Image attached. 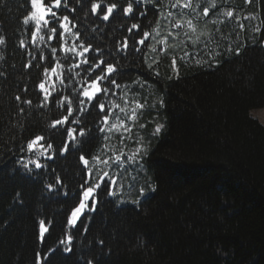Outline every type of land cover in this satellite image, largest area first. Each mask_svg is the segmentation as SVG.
I'll use <instances>...</instances> for the list:
<instances>
[{"label": "trees", "instance_id": "trees-1", "mask_svg": "<svg viewBox=\"0 0 264 264\" xmlns=\"http://www.w3.org/2000/svg\"><path fill=\"white\" fill-rule=\"evenodd\" d=\"M53 10L0 0V264H264V0Z\"/></svg>", "mask_w": 264, "mask_h": 264}, {"label": "snow or ice", "instance_id": "snow-or-ice-1", "mask_svg": "<svg viewBox=\"0 0 264 264\" xmlns=\"http://www.w3.org/2000/svg\"><path fill=\"white\" fill-rule=\"evenodd\" d=\"M92 9L95 10L97 8H100V5L98 4H92ZM117 7L116 4H112L111 6H109L107 8V12L111 13L113 11V9H115ZM30 8L31 11L28 12L27 15H25L24 19H23V23L25 25L29 24L30 21L34 22V26H35V33L33 34L34 38H35V34L41 33L42 30H47L48 32L55 34L56 33V27H49V25L55 21L57 23V25L59 27H61L62 29H64L66 32H70V28H69V17L67 15L60 17L57 14V11H54L53 9H57L59 10L61 8V0H53V2H51L50 4H45L44 0H30ZM127 12L131 13L133 11L132 5L129 4L127 9ZM205 13H207V9H205ZM229 16L232 15L231 12L228 13ZM104 19L107 20L108 16H104ZM135 27V25L133 26ZM145 36L147 35V33L144 34ZM51 38V37H50ZM40 40H44V36L41 35L39 36ZM4 43V39L2 37H0V44ZM141 44L144 43L143 40L140 41ZM52 53L55 54L56 49L53 48ZM65 51L67 53H71L73 55L77 54V47L75 44H73L71 47H68L65 49ZM88 51V48H84L83 52L78 53L79 55L83 56L84 53H86ZM86 63V61H85ZM149 68H151V65H148ZM53 74H57V69L54 67L51 69ZM113 71V68L111 65H109L108 67V72L111 73ZM45 72H47V69H45ZM101 79V78H98ZM112 83H115V81H112ZM39 88L44 90L46 93L48 92V89L45 87L44 83H40L39 84ZM103 91L107 92V89L105 88ZM101 92V88L99 86V84L97 82H93L90 86V89H85L83 91V96L84 97H88V98H92L94 97L97 93ZM84 101L81 100L80 101V105L83 106ZM100 109L104 108V104L101 103L99 105ZM69 112H71V109H69ZM135 117V113H133V118ZM108 117L105 116L104 120L105 122L107 121ZM64 120H67V117H64ZM55 123L61 124L62 121L61 120H56ZM115 127V125H114ZM73 132L75 131V129L72 130ZM100 131H104V128H101ZM157 132L160 131V128L157 127L156 129ZM84 133L81 132V135H83ZM69 135H71V132L69 133ZM37 140L42 139V137H36ZM33 143H35V141H33ZM83 159V157H82ZM31 163V162H30ZM84 164L87 165L88 161L85 159L84 160ZM35 167L36 168H40L41 164L39 162L35 163ZM105 175H107V173H105ZM49 187H51V185H49ZM96 187H99V185H96ZM93 193V188L89 187L87 188V190L84 192V197L88 198L91 194ZM86 208V204L81 202L79 204L78 207H76L73 211H72V222L75 223V221L79 218L80 214L84 211V209ZM71 240V237H69V241Z\"/></svg>", "mask_w": 264, "mask_h": 264}, {"label": "rangeland", "instance_id": "rangeland-1", "mask_svg": "<svg viewBox=\"0 0 264 264\" xmlns=\"http://www.w3.org/2000/svg\"><path fill=\"white\" fill-rule=\"evenodd\" d=\"M90 89V88H89ZM251 114L254 116V117H256V118H258L263 124H264V106H261V107H257V108H253L252 110H251ZM91 196H92V194L88 197V198H83V203H85L86 204V206H87V204H88V202H89V200H90V198H91ZM85 210V209H84ZM83 213V212H82ZM81 213V214H82ZM81 214H80V216H81ZM79 216V217H80ZM78 220V219H77ZM76 220V221H77ZM75 221V222H76Z\"/></svg>", "mask_w": 264, "mask_h": 264}, {"label": "water", "instance_id": "water-1", "mask_svg": "<svg viewBox=\"0 0 264 264\" xmlns=\"http://www.w3.org/2000/svg\"><path fill=\"white\" fill-rule=\"evenodd\" d=\"M109 14H110V13H107V15H106V16H109Z\"/></svg>", "mask_w": 264, "mask_h": 264}]
</instances>
